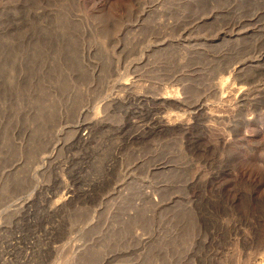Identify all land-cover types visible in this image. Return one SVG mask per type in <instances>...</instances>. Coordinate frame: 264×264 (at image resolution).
<instances>
[{
	"label": "rangeland",
	"instance_id": "1",
	"mask_svg": "<svg viewBox=\"0 0 264 264\" xmlns=\"http://www.w3.org/2000/svg\"><path fill=\"white\" fill-rule=\"evenodd\" d=\"M263 250L264 0H0V264Z\"/></svg>",
	"mask_w": 264,
	"mask_h": 264
},
{
	"label": "bare ground",
	"instance_id": "2",
	"mask_svg": "<svg viewBox=\"0 0 264 264\" xmlns=\"http://www.w3.org/2000/svg\"><path fill=\"white\" fill-rule=\"evenodd\" d=\"M126 82V81H125ZM131 82L127 81L126 82V85L129 84ZM221 88V87H219ZM217 89L216 91V94H219L220 93V89ZM199 104V103H198ZM201 104V103H200ZM202 107V106H201ZM93 126V124L91 122H86V123H83L81 124V126L78 128V134L81 138H84V139H88V137L91 135L90 131V127ZM43 187H40V190H42ZM53 195H56V194H53ZM72 191L70 188H66L63 193H61V195L59 197H53V196H50L48 198L49 202H50V205L47 204V207H48V211H56L58 210L59 208H61L65 203L66 201L70 200V198L72 197ZM46 201H48L47 199H45ZM29 203L30 201H25L23 203H21V206L22 207H27L29 206ZM220 235V233H219ZM255 264H264V250L260 253L259 257L257 258Z\"/></svg>",
	"mask_w": 264,
	"mask_h": 264
}]
</instances>
